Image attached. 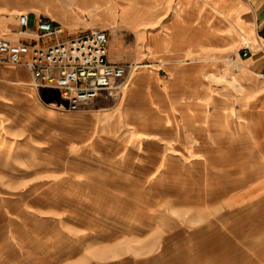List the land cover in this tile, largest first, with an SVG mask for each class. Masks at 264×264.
I'll return each mask as SVG.
<instances>
[{
  "label": "rangeland",
  "instance_id": "obj_1",
  "mask_svg": "<svg viewBox=\"0 0 264 264\" xmlns=\"http://www.w3.org/2000/svg\"><path fill=\"white\" fill-rule=\"evenodd\" d=\"M82 6L84 22L65 11L66 0H0V14L54 18L64 37L88 22L110 26L92 5ZM121 30L109 29L111 38ZM151 30L145 57L130 61L136 68L117 94L103 93L77 111L0 82V264H24L23 257L61 264L77 241L86 252L80 264H264V142L252 137L264 133V76L254 79L238 51L210 52L189 60L192 81L172 83L166 62L149 50ZM205 62L218 65L198 67ZM140 74H157L170 90L190 85L194 96L238 93L244 127L208 131L195 98L182 100L190 115L152 114L160 92L152 79L136 80ZM153 144L155 157L146 156ZM98 240H123L127 253L97 255Z\"/></svg>",
  "mask_w": 264,
  "mask_h": 264
},
{
  "label": "crops",
  "instance_id": "obj_2",
  "mask_svg": "<svg viewBox=\"0 0 264 264\" xmlns=\"http://www.w3.org/2000/svg\"><path fill=\"white\" fill-rule=\"evenodd\" d=\"M66 1L68 7L65 11L70 16L79 18L82 22L85 21V12L82 5H92L91 13L93 15L98 13L111 19V24L107 28H100L96 24L88 22L80 26H72L70 34H80L93 28L107 30L110 34L109 59L112 62L129 63L133 59H143L146 55V32L149 27H152L151 36L148 38L149 50L156 54L160 62H166L168 68L174 74L173 78L169 79L172 83L179 82L181 78H185V83L192 81L191 78L196 70L193 68L194 64L190 63L189 60H196L200 56L208 55L210 52L229 54L238 51V57L243 59L240 51L245 47L246 42H250L253 48L248 56H244L249 71L254 73V79H257L258 76H264V51L260 50L261 36L264 33V0ZM19 14L9 17L0 14V39L6 38L13 41L27 42L37 39L38 36L34 33L36 23L40 18H46V16L29 13V22L33 19V27L29 26L28 32L20 33ZM47 19L60 23L54 18L49 17ZM119 27L122 30L115 32V37L111 38L109 29L115 30ZM47 41L46 39L42 40V42ZM232 56L235 55L232 54ZM214 65H218V63L205 62L198 67L208 70L209 66L214 67ZM231 66L232 64L228 63L224 67L230 69ZM139 77L152 79L155 90L160 92L157 97L159 101L161 100L159 109L153 108L152 114L163 117L167 115L170 118H176L177 115H190L192 113L191 108L186 105L183 106L182 100L187 101L195 98L203 105L202 113L203 116H206L204 117V122H206L204 128L208 131L233 130L234 132L236 130L238 134L244 127L238 121L241 112L237 109L235 99L237 100L239 96L234 91L215 94L208 90H201L194 96L190 85H184V87H180V90H170V85L165 80H161L157 74H140L136 80ZM208 77L213 80L219 78L213 73H210ZM2 80L11 82L13 87H25L27 89L26 94L36 96L41 102L51 99L57 107L72 112L66 107L59 89L34 85L32 72L27 66L13 64L0 56V82ZM149 83H152L151 80H149ZM142 84L144 85V83ZM236 86L242 88L238 84ZM254 111H257V107H254ZM162 119H165V117ZM259 126H264V124ZM248 128L249 131H255L257 130V124L249 123ZM252 137L255 142H257V137L264 142V133L254 134ZM143 142L145 145L150 144V141ZM157 149L158 145H150L149 154L147 153L146 156L155 157ZM93 238L96 240L95 236ZM120 242L114 244L113 242L98 240L95 241L93 249L97 251L96 253H99L97 255H100L103 251H115L120 256L127 253L128 249L127 245L122 243L123 240ZM79 243L80 241H77L71 249H68L72 253L67 255L61 264H80L82 259H86V252L80 253L82 249ZM12 246L13 243H9L7 249H3V252H8ZM2 255L3 253H0V257ZM23 258L24 264H29L27 258Z\"/></svg>",
  "mask_w": 264,
  "mask_h": 264
},
{
  "label": "built area",
  "instance_id": "obj_3",
  "mask_svg": "<svg viewBox=\"0 0 264 264\" xmlns=\"http://www.w3.org/2000/svg\"><path fill=\"white\" fill-rule=\"evenodd\" d=\"M18 21L20 33L28 32L29 13L21 12ZM34 33L38 37L31 42L1 38L0 56L13 64L27 66L37 86L59 89L71 111L103 93L117 94L136 68L132 62L115 63L109 59L110 34L105 29L93 28L64 37L62 24L40 18ZM44 39L48 41L42 42ZM261 40L260 50L264 51V33ZM252 51V44L246 42L240 55L248 56Z\"/></svg>",
  "mask_w": 264,
  "mask_h": 264
},
{
  "label": "bare ground",
  "instance_id": "obj_4",
  "mask_svg": "<svg viewBox=\"0 0 264 264\" xmlns=\"http://www.w3.org/2000/svg\"><path fill=\"white\" fill-rule=\"evenodd\" d=\"M74 3H75V2H74ZM79 3H80V2H79ZM215 80L220 81V79L218 80V79H216V78H215ZM33 84L37 86V84H35V82H34ZM125 84H126V83H125Z\"/></svg>",
  "mask_w": 264,
  "mask_h": 264
}]
</instances>
